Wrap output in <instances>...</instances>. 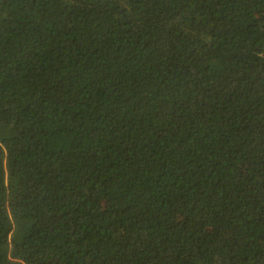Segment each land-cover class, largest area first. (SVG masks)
I'll list each match as a JSON object with an SVG mask.
<instances>
[{
  "label": "trees",
  "instance_id": "16d2710c",
  "mask_svg": "<svg viewBox=\"0 0 264 264\" xmlns=\"http://www.w3.org/2000/svg\"><path fill=\"white\" fill-rule=\"evenodd\" d=\"M0 264H264V0H0Z\"/></svg>",
  "mask_w": 264,
  "mask_h": 264
}]
</instances>
